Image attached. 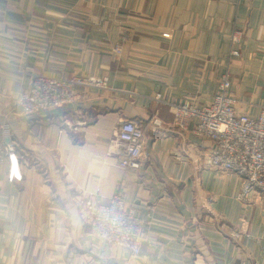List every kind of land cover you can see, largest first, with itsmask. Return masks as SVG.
Here are the masks:
<instances>
[{"label": "crops", "instance_id": "obj_1", "mask_svg": "<svg viewBox=\"0 0 264 264\" xmlns=\"http://www.w3.org/2000/svg\"><path fill=\"white\" fill-rule=\"evenodd\" d=\"M33 71L110 88L26 114L13 102ZM225 75L237 110L264 108V0H0V130L17 144L0 164V264H264V204L206 164L210 140L152 122L155 93L203 105ZM125 118L144 126L137 168L107 152ZM115 194L143 220L135 256L90 229L85 202Z\"/></svg>", "mask_w": 264, "mask_h": 264}, {"label": "built area", "instance_id": "obj_2", "mask_svg": "<svg viewBox=\"0 0 264 264\" xmlns=\"http://www.w3.org/2000/svg\"><path fill=\"white\" fill-rule=\"evenodd\" d=\"M243 38V29L234 27L230 41L235 47L230 55H239L237 46ZM114 51L119 53L120 48L116 46ZM28 74L27 88L19 92L13 102L14 107L26 114L65 106L84 89L110 88L106 76L64 77L41 71ZM230 88L229 77L222 76L214 94L203 105L189 100L166 101L157 92L153 96L156 108L152 122L159 125L169 115L177 128L191 130L196 136L210 140L212 148L206 164L241 178L240 200L257 196L264 204V108L257 114L240 112ZM8 132V128L0 130V164L17 159L16 142L5 140ZM143 144L144 126L138 120L125 118L114 127L107 152L119 156L121 167L137 168ZM85 204L90 210L89 225L94 234L126 247L134 256L139 253L143 220L121 195H113L107 204L91 201Z\"/></svg>", "mask_w": 264, "mask_h": 264}, {"label": "rangeland", "instance_id": "obj_3", "mask_svg": "<svg viewBox=\"0 0 264 264\" xmlns=\"http://www.w3.org/2000/svg\"><path fill=\"white\" fill-rule=\"evenodd\" d=\"M4 163V162H3Z\"/></svg>", "mask_w": 264, "mask_h": 264}]
</instances>
